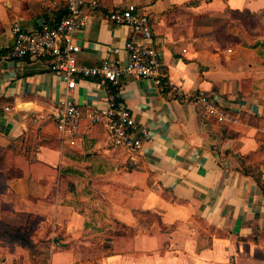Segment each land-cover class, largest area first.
I'll return each instance as SVG.
<instances>
[{
	"label": "crops",
	"instance_id": "crops-1",
	"mask_svg": "<svg viewBox=\"0 0 264 264\" xmlns=\"http://www.w3.org/2000/svg\"><path fill=\"white\" fill-rule=\"evenodd\" d=\"M88 0L96 11L74 40L78 61L99 65L128 40L129 26L106 15L129 3L149 15L168 78L123 77L111 91L79 79L84 110L114 94L150 137L129 155L110 145L103 124L62 135L53 112L66 84L48 59L0 60V264H264V24L253 37L228 11L261 13L264 0ZM65 0H0V56L19 22L34 30L63 18ZM263 28V29H262ZM241 32L238 33V32ZM253 42V40H252ZM206 92L234 120L207 118L183 93ZM71 182L69 193L67 184ZM47 241L45 257L11 236Z\"/></svg>",
	"mask_w": 264,
	"mask_h": 264
},
{
	"label": "built area",
	"instance_id": "built-area-1",
	"mask_svg": "<svg viewBox=\"0 0 264 264\" xmlns=\"http://www.w3.org/2000/svg\"><path fill=\"white\" fill-rule=\"evenodd\" d=\"M65 1L66 15L53 24H42L37 29L28 30L19 22H14L11 27L12 43L0 56V60L48 59L53 73L66 84V94L58 100L53 112L57 130L62 135L72 136L84 120L89 124H103L110 145L132 155L142 149L150 133L146 128H139L131 109L117 103L114 94L110 93L109 102L104 107L84 110L73 99L72 92L79 79H98L109 89L111 85H118L126 76L152 80L162 91L166 84L178 90L164 70L162 53L154 42L149 15L134 3L108 12V23L129 26L141 36V41L128 40L123 47L113 49L117 54L122 49L126 50L128 59L125 64L122 58L113 57L106 58L99 65H84L78 61L77 54L81 46L74 40V35L97 13L84 11L88 0ZM90 4L94 10L100 7L97 0H91ZM183 98L197 102L207 118L219 122L234 120L229 112L204 91L183 93Z\"/></svg>",
	"mask_w": 264,
	"mask_h": 264
},
{
	"label": "rangeland",
	"instance_id": "rangeland-1",
	"mask_svg": "<svg viewBox=\"0 0 264 264\" xmlns=\"http://www.w3.org/2000/svg\"><path fill=\"white\" fill-rule=\"evenodd\" d=\"M263 15L261 13H248V12H233L228 11V21L234 20L233 25H237L239 29L244 28V31H246V35L251 41L246 40V43H254L255 40H257V37H253L257 31V27H263L264 21H263ZM242 27V28H241ZM263 29V28H262ZM238 33L241 34L239 31ZM253 40V42H252ZM71 187V182L67 184V191L69 193V189ZM18 234L17 232H13ZM30 245V249L32 253L38 254L41 257H45L48 253V244L45 239L38 241V242H32Z\"/></svg>",
	"mask_w": 264,
	"mask_h": 264
},
{
	"label": "trees",
	"instance_id": "trees-1",
	"mask_svg": "<svg viewBox=\"0 0 264 264\" xmlns=\"http://www.w3.org/2000/svg\"><path fill=\"white\" fill-rule=\"evenodd\" d=\"M231 11H233V12H248V13H250L249 11H240V10H231ZM252 14V13H251ZM255 14V13H254ZM263 41H257V42H255V44L254 45H252V46H258V45H260V44H264V43H262ZM262 51H260V53L261 54H264V47H262V49H261ZM169 87V85H165V92L170 88H168ZM111 91L112 92H116V90H115V87H113V86H111ZM246 158L244 157V156H241L240 157V160H241V162H242V171L244 172V173H246V174H249V173H251L252 174V176H254V178L256 179V181L258 182V184L264 189V180L262 179V175H261V173L259 172V170H258V167H254V166H252V165H247V164H245V160ZM11 236L12 237H14L15 239H17V240H19V241H21V242H23L25 245H27V246H30L29 244H31L32 242L24 235V234H16V233H11Z\"/></svg>",
	"mask_w": 264,
	"mask_h": 264
}]
</instances>
